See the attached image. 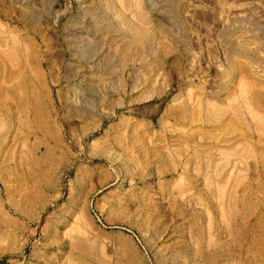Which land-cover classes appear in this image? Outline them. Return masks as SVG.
Here are the masks:
<instances>
[{
    "label": "rangeland",
    "instance_id": "obj_1",
    "mask_svg": "<svg viewBox=\"0 0 264 264\" xmlns=\"http://www.w3.org/2000/svg\"><path fill=\"white\" fill-rule=\"evenodd\" d=\"M0 264H264V0H0Z\"/></svg>",
    "mask_w": 264,
    "mask_h": 264
}]
</instances>
